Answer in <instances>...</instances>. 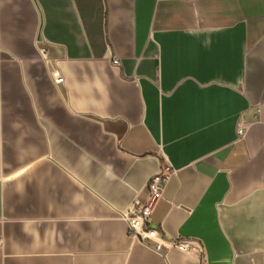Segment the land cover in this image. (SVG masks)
I'll return each mask as SVG.
<instances>
[{"label": "crops", "instance_id": "0c3cea01", "mask_svg": "<svg viewBox=\"0 0 264 264\" xmlns=\"http://www.w3.org/2000/svg\"><path fill=\"white\" fill-rule=\"evenodd\" d=\"M163 166L164 240L264 264V0H0V264H202L128 233Z\"/></svg>", "mask_w": 264, "mask_h": 264}, {"label": "built area", "instance_id": "2783aa9c", "mask_svg": "<svg viewBox=\"0 0 264 264\" xmlns=\"http://www.w3.org/2000/svg\"><path fill=\"white\" fill-rule=\"evenodd\" d=\"M115 65L120 64V60H113ZM55 83L60 85L64 78L57 69L51 72ZM239 136H245V129L239 128ZM172 171L169 166H163L151 177L147 185V197L145 201L137 200L130 208L124 212L122 217L127 222L128 233L134 240L145 245H153L156 251L163 248H176L185 253L197 255L202 264H207V254L204 244L197 239H176L164 240L161 232L152 227V215L156 205L162 199L165 187L171 177Z\"/></svg>", "mask_w": 264, "mask_h": 264}]
</instances>
